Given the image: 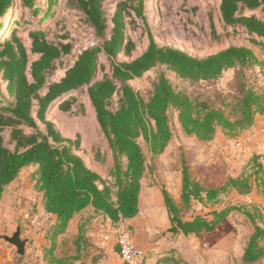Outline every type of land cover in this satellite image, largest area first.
I'll use <instances>...</instances> for the list:
<instances>
[{"label":"trees","instance_id":"trees-1","mask_svg":"<svg viewBox=\"0 0 264 264\" xmlns=\"http://www.w3.org/2000/svg\"><path fill=\"white\" fill-rule=\"evenodd\" d=\"M15 0H0V28L2 17ZM85 15V22L103 39L79 53L64 75L52 80L60 67V59L71 53V42L55 43L42 28L28 32L30 51L38 55L30 61L22 37L16 34L15 23L10 24L7 34L0 39V80L5 82L4 93L0 90V199L7 187L19 176L23 168L34 165V187L42 193L46 212L55 216L49 233V246L45 248L47 264H70L84 258L82 252L89 242L84 224L78 225L74 238L75 255L70 261L57 255L58 238L67 230L70 220L80 211L92 207L95 213L109 218L113 223L135 218L140 212V195L143 179L148 172L147 155L140 143L143 139L152 156L163 153L174 137L172 117L177 120L188 136L203 142L213 140L219 131L236 138L253 127L258 116H264V93L253 88L241 87V97L228 115L223 109L211 106L207 101L191 98L178 91L170 80L161 74L145 99L130 81L141 77L150 69L164 65L186 80L207 81L221 77L236 67L264 65L253 48L247 45H230L207 56L199 57L185 50L159 45L148 29L147 49L130 61H117L119 53L130 54L135 43L126 36V17L135 12L144 16V0H122L112 17L113 27L107 37L108 20L103 10V0H71ZM219 14L225 31L219 32L214 21V10L209 12L211 37L215 40L244 32L249 42H264V0H219ZM21 6L33 13L39 11L37 0H20ZM58 0H48L43 20L54 12ZM196 9V8H193ZM21 27L27 21H17ZM64 35L63 38H67ZM101 54L107 56L111 72L98 79L104 68ZM30 76V77H29ZM86 89L94 108L97 122L107 140L112 155L108 169V182L90 168L76 150L78 139L61 135L47 113L57 106L68 112L80 107L85 111L81 92ZM79 92V93H77ZM115 97H117L115 101ZM40 123L45 130L40 128ZM25 128H30L27 132ZM95 159L106 162L97 151ZM107 159V157H106ZM258 169L254 182L250 178H229L219 188H206L191 178L188 168L182 171L180 203L163 188V200L169 215L168 232L198 234L212 231L236 207L228 206L206 214L185 219V212L194 202L207 204L219 199L222 191L234 188L246 194L258 188L264 196V178ZM243 253L244 262H254L264 256V227L255 223ZM163 264L177 263L172 257ZM95 264V263H94Z\"/></svg>","mask_w":264,"mask_h":264},{"label":"rangeland","instance_id":"rangeland-1","mask_svg":"<svg viewBox=\"0 0 264 264\" xmlns=\"http://www.w3.org/2000/svg\"><path fill=\"white\" fill-rule=\"evenodd\" d=\"M121 1L103 0L102 7L109 24L107 37L110 36L113 27L112 17ZM219 3V0H144L145 21L135 12L126 17V36L134 41L135 48L128 55L119 53L116 60L130 61L147 49L148 26L159 45L174 46L195 56H207L230 45H247L253 48L261 61H264V42L261 38H257L260 44H252L244 32L220 40L211 37L209 12L212 9L218 31L221 33L225 31L219 14ZM36 5L40 9L33 13L32 10L22 7L20 0H15L1 18L4 26L0 28V39L7 34L10 24L15 23L16 34L22 37L30 61L38 57L30 51L31 40L28 32L32 28L44 29L48 38L55 43L71 42L73 45L71 53L60 59V67L52 77V80H56L74 63L82 50L102 43L103 39L99 38L94 29L85 22V15L71 0H58V4L53 8L54 12L43 22L41 20L47 10L48 0H37ZM22 19L28 22L25 27L16 23ZM64 35H68L67 38H63ZM100 61L104 68L100 71L98 79L111 72L107 56L101 54ZM161 74H165L176 90L187 93L193 99L207 101L211 106L223 109L228 115L233 114V107L241 97L242 85L264 93V65L236 67L226 71L219 78L207 81L182 79L166 66L160 65L145 72L143 76L134 78L130 84L147 99ZM4 87L5 82L0 80V90L6 93ZM80 99L85 105L84 113L80 107L64 112L54 106L47 113V118L56 125L62 136L78 139L76 152L90 168L111 182L108 169L112 165V155L86 89L81 92ZM116 99L117 97L115 101ZM172 122L174 137L163 153L152 156L144 140H139L147 155L148 165L140 195L139 214L132 220L114 224L90 208L84 211L75 222V226L84 224L89 242L87 249L82 252L84 258L70 264H163L162 260L169 257L177 260V263L170 262L171 264H264V256L254 262L243 261L244 249L254 227V221L246 212L249 211L254 216L255 223L264 227V196L256 186L246 194L228 188L220 193L219 199L215 202L207 204L194 202L190 210L185 212V219L228 206L237 209L231 210L214 230L188 235L168 232L170 221L162 193L163 188L167 189L176 202L180 203L182 171L185 166L191 178L206 188L222 187L229 178L238 177H248L253 184L255 175L261 168L259 175L264 178V155L260 149L264 141V116H260L253 127L236 138H230L219 131L213 140L207 142L186 135L176 113L172 117ZM40 128L45 130L41 123ZM25 130L31 131L30 128ZM97 151L105 156L106 162L101 163L95 159ZM36 169V166L30 165L21 171L14 186L7 190L5 202L14 203L15 196L21 192L26 193L24 197L27 204H31L32 207L40 202L41 194L35 189L33 179ZM3 207L5 204L0 208ZM28 209L24 218L32 226H36L34 225L36 219L49 222L48 216L39 211L36 212L38 217L36 215L32 218L31 208ZM105 231L112 233L111 242L104 240ZM120 231H126L134 245L143 250L142 257L132 262L123 261L115 248V238ZM75 236L74 232H69L58 238L59 246L56 253L59 257L66 258L68 262L69 257L75 255Z\"/></svg>","mask_w":264,"mask_h":264},{"label":"crops","instance_id":"crops-1","mask_svg":"<svg viewBox=\"0 0 264 264\" xmlns=\"http://www.w3.org/2000/svg\"><path fill=\"white\" fill-rule=\"evenodd\" d=\"M259 118L260 116L256 118V122L259 120ZM18 177L7 187L2 198L0 199V207L5 204V207H3L2 209L0 208V233L12 234L15 231L16 227L20 224L22 226V237H27L30 239V241L27 243L25 254L23 256H20L15 252L14 245L0 239V264H47L44 259V251L50 243L49 233L51 226L55 222V216L45 211L42 201V193H40V202L35 205L37 209L35 207H32L31 204H27L26 197H24V194L26 193L22 192L19 193L18 196H15L14 203L12 201H4L7 190L14 186ZM28 208H31L32 218H35V216L37 215L36 212L39 211L41 212V214H46L48 216L49 222H44V220L39 221L38 219H36V222L34 223V225L36 226H32L31 223L24 218L26 217V212L29 210ZM89 208L93 210L92 207H87L77 213L70 220L66 232L62 235H67L69 232H74V234H77L79 224L75 226V222H77L79 216H81V214H83V212L88 210ZM107 219L109 220V222H112L109 218ZM115 248L118 253L116 244Z\"/></svg>","mask_w":264,"mask_h":264},{"label":"built area","instance_id":"built-area-1","mask_svg":"<svg viewBox=\"0 0 264 264\" xmlns=\"http://www.w3.org/2000/svg\"><path fill=\"white\" fill-rule=\"evenodd\" d=\"M260 149L264 155V141L262 142ZM104 240L106 242L112 241V233L110 231H105ZM115 244L117 245L120 257L125 262H132L143 256V250L134 245L131 236L126 231L118 232L115 238Z\"/></svg>","mask_w":264,"mask_h":264},{"label":"water","instance_id":"water-1","mask_svg":"<svg viewBox=\"0 0 264 264\" xmlns=\"http://www.w3.org/2000/svg\"><path fill=\"white\" fill-rule=\"evenodd\" d=\"M0 239L14 245L17 255L23 256L25 254L29 238L22 237V226L19 224L12 234L0 233Z\"/></svg>","mask_w":264,"mask_h":264}]
</instances>
